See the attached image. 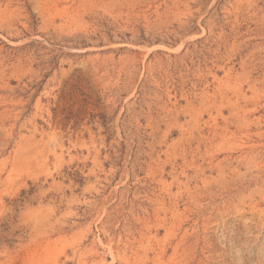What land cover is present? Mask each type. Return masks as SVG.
Here are the masks:
<instances>
[{
    "label": "rangeland",
    "instance_id": "374dc122",
    "mask_svg": "<svg viewBox=\"0 0 264 264\" xmlns=\"http://www.w3.org/2000/svg\"><path fill=\"white\" fill-rule=\"evenodd\" d=\"M0 264H264V0H0Z\"/></svg>",
    "mask_w": 264,
    "mask_h": 264
}]
</instances>
